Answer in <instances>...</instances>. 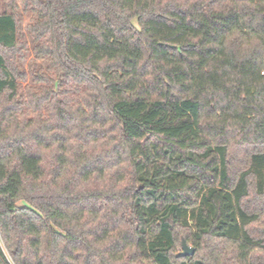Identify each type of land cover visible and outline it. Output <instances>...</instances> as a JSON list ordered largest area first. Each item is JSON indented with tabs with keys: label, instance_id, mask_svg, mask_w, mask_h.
<instances>
[{
	"label": "trees",
	"instance_id": "1",
	"mask_svg": "<svg viewBox=\"0 0 264 264\" xmlns=\"http://www.w3.org/2000/svg\"><path fill=\"white\" fill-rule=\"evenodd\" d=\"M21 3L55 77L0 15V264H264V0Z\"/></svg>",
	"mask_w": 264,
	"mask_h": 264
},
{
	"label": "rangeland",
	"instance_id": "2",
	"mask_svg": "<svg viewBox=\"0 0 264 264\" xmlns=\"http://www.w3.org/2000/svg\"><path fill=\"white\" fill-rule=\"evenodd\" d=\"M15 1H16L15 5L17 6L16 10L13 9L10 0H0V15L13 13L16 16L18 22V31H17L18 38L26 42L27 44L26 51H24L23 54L19 56V61L22 66V70L23 72L26 73L25 81L21 82L19 85L21 95L24 97L25 88L27 86L33 85L31 73L35 69V67H41L48 74L52 75L53 77L55 76L49 70L48 64L45 62L37 61L33 53V44H32V38L30 35L29 26L36 18V13L34 9L31 6L25 8L22 5L21 0H15ZM58 80L60 83H62L63 89L76 87V84L73 81H70L65 77H61ZM60 89L61 88L57 87L58 91ZM180 252H182V249Z\"/></svg>",
	"mask_w": 264,
	"mask_h": 264
},
{
	"label": "water",
	"instance_id": "3",
	"mask_svg": "<svg viewBox=\"0 0 264 264\" xmlns=\"http://www.w3.org/2000/svg\"><path fill=\"white\" fill-rule=\"evenodd\" d=\"M195 254V249L187 244L184 240L182 243V252L179 254V257H188Z\"/></svg>",
	"mask_w": 264,
	"mask_h": 264
}]
</instances>
